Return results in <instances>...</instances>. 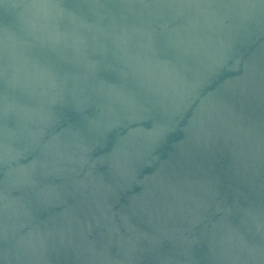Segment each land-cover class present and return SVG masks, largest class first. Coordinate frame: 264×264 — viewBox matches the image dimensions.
<instances>
[{"label": "water", "instance_id": "95a60500", "mask_svg": "<svg viewBox=\"0 0 264 264\" xmlns=\"http://www.w3.org/2000/svg\"><path fill=\"white\" fill-rule=\"evenodd\" d=\"M0 264H264V0H0Z\"/></svg>", "mask_w": 264, "mask_h": 264}]
</instances>
